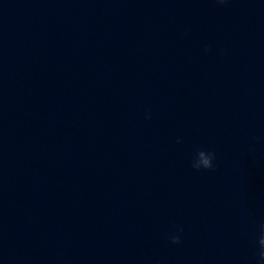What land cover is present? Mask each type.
Masks as SVG:
<instances>
[{"label":"water","instance_id":"obj_1","mask_svg":"<svg viewBox=\"0 0 264 264\" xmlns=\"http://www.w3.org/2000/svg\"><path fill=\"white\" fill-rule=\"evenodd\" d=\"M260 224L264 0H0V264H256Z\"/></svg>","mask_w":264,"mask_h":264},{"label":"clouds","instance_id":"obj_2","mask_svg":"<svg viewBox=\"0 0 264 264\" xmlns=\"http://www.w3.org/2000/svg\"><path fill=\"white\" fill-rule=\"evenodd\" d=\"M220 4L227 3V0H217ZM210 50V49H208ZM148 119L151 118L149 114ZM177 143H183L182 140H177ZM216 153L214 151L198 149L195 153L194 158L191 161V166L196 171L208 170L214 171L216 169V164L214 163L216 160ZM176 231L170 232L168 239L172 244H180L182 243L181 236L178 233L183 232V228L181 226H175ZM259 236L257 239L258 249L255 252L256 264H264V224H260L258 228Z\"/></svg>","mask_w":264,"mask_h":264}]
</instances>
